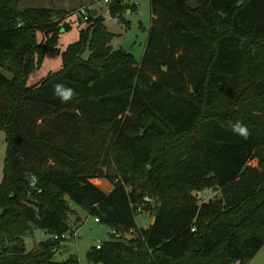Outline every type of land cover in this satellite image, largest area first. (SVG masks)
Returning <instances> with one entry per match:
<instances>
[{"label": "trees", "instance_id": "obj_1", "mask_svg": "<svg viewBox=\"0 0 264 264\" xmlns=\"http://www.w3.org/2000/svg\"><path fill=\"white\" fill-rule=\"evenodd\" d=\"M23 1L0 0V264H80L57 262L52 238L69 234L72 204L122 235L91 247L88 264L253 259L264 247V0H150L140 62L114 49L104 17L90 13L60 71L31 87L75 11L21 10ZM128 10L116 1L108 11L127 24ZM58 83L76 90L71 102L54 96ZM236 121L247 139L232 132ZM206 190L219 197L199 202ZM145 197L156 205L143 229ZM35 230L50 237L29 254Z\"/></svg>", "mask_w": 264, "mask_h": 264}, {"label": "rangeland", "instance_id": "obj_2", "mask_svg": "<svg viewBox=\"0 0 264 264\" xmlns=\"http://www.w3.org/2000/svg\"><path fill=\"white\" fill-rule=\"evenodd\" d=\"M111 1V4L116 1H121L123 5L130 7V10H128L124 15L127 24H119L115 19H112L108 11L111 4H107L103 0H25L20 4V9L52 8L63 9L72 13L73 11L76 12L80 8H84L88 5L86 8H88L90 12L96 11L97 14L104 17L107 29L114 35L111 46L114 49H123L126 53L130 54L135 61L140 62L145 51L151 28L152 15L150 0ZM134 6H136V8ZM64 23L68 26L67 30L61 32L56 49L47 52L44 56L41 67L29 76L27 80L28 87L34 86L50 74L60 71L62 65V52L69 45L75 43L79 39L80 31L86 27V23L82 21L80 22L79 16L76 13L68 16ZM38 40L41 41L40 35L38 36ZM84 57L85 59L88 57V52ZM6 76L10 77L8 74H6ZM6 157V134L4 131H1L0 184L2 183L4 177ZM92 184L100 186V183L96 180H93ZM215 197H219V192L217 190H206L199 195V202H206ZM145 198H148L150 202L146 203ZM145 198L140 206L143 208V212H138L135 218L138 228L143 229H146L151 225V210L154 209L156 205L155 199L150 197ZM71 206L74 212L70 215L67 221L70 238L65 241H61L55 260L57 262H64L69 259L70 256H76L80 264H87L86 254L91 247L113 240V237L111 236V230L109 227L97 224L93 217H89L84 210L74 204ZM79 219L80 221L78 222ZM49 237L50 236L47 232L35 230L33 238H26L24 240L27 253H36L38 245L49 239ZM129 239H131V237ZM246 264H264V247Z\"/></svg>", "mask_w": 264, "mask_h": 264}, {"label": "clouds", "instance_id": "obj_3", "mask_svg": "<svg viewBox=\"0 0 264 264\" xmlns=\"http://www.w3.org/2000/svg\"><path fill=\"white\" fill-rule=\"evenodd\" d=\"M54 96L57 97L62 103L67 104L71 102L76 95V90L71 87H66L63 84L54 85ZM231 130L234 134L239 135L245 139L248 138L250 132L248 127L241 121H236L231 125ZM26 177L29 179L30 186L35 188L38 183V177L33 173H26Z\"/></svg>", "mask_w": 264, "mask_h": 264}, {"label": "built area", "instance_id": "obj_4", "mask_svg": "<svg viewBox=\"0 0 264 264\" xmlns=\"http://www.w3.org/2000/svg\"><path fill=\"white\" fill-rule=\"evenodd\" d=\"M105 3L107 4H111V0H103ZM136 8V6H134ZM93 11H89L88 8L84 7V8H80L78 11H76L75 13L78 14L79 16V20L80 22H86L88 19H89V16H90V13H92ZM145 202H150L148 198H145ZM138 212L139 213H142L143 212V208L142 207H138ZM95 222L97 224H99V220L98 219H95ZM75 235V234H74ZM111 235L116 237V238H121L122 235L120 234H117L115 231H112L111 232ZM53 240H61V241H65L67 239L70 238V235L69 234H64V235H61V236H58V235H55L52 237ZM102 247V243L101 244H98L97 246H95L96 250H100ZM88 264V263H87Z\"/></svg>", "mask_w": 264, "mask_h": 264}, {"label": "water", "instance_id": "obj_5", "mask_svg": "<svg viewBox=\"0 0 264 264\" xmlns=\"http://www.w3.org/2000/svg\"><path fill=\"white\" fill-rule=\"evenodd\" d=\"M188 7H189L190 10H193L194 11V10L197 9V4L195 2H190L189 5H188ZM92 16L93 17H96L97 16V12L96 11H93L92 12ZM0 114H1V116H3V106L2 105H1V108H0ZM154 221L155 220L153 219L151 225L154 224Z\"/></svg>", "mask_w": 264, "mask_h": 264}, {"label": "crops", "instance_id": "obj_6", "mask_svg": "<svg viewBox=\"0 0 264 264\" xmlns=\"http://www.w3.org/2000/svg\"><path fill=\"white\" fill-rule=\"evenodd\" d=\"M67 11V10H66ZM98 183H100V188L106 192L109 193L112 190V185H110L108 182L102 181V180H96ZM80 221V219L78 220V222Z\"/></svg>", "mask_w": 264, "mask_h": 264}]
</instances>
